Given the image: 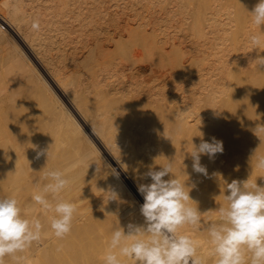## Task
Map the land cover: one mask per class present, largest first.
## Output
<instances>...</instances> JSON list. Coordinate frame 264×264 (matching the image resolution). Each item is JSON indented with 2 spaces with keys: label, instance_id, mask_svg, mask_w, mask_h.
<instances>
[{
  "label": "bare ground",
  "instance_id": "bare-ground-1",
  "mask_svg": "<svg viewBox=\"0 0 264 264\" xmlns=\"http://www.w3.org/2000/svg\"><path fill=\"white\" fill-rule=\"evenodd\" d=\"M22 1L24 0L12 1L13 4L8 5L12 6L9 10L0 9V20L25 48H18L16 43L15 46L10 43L15 51L10 47L0 48V121L4 124L0 127V179H3L0 197L14 196L19 199L20 205L30 209L27 218L35 216L41 220L44 235L39 243H34L26 250V256L20 264H50V257H55L60 252L65 259L63 264H71L72 258L86 259L99 249L97 264H104L103 256L114 229L120 225L127 233L129 223L143 224L140 223L144 220L140 215L141 204L126 180L144 202L138 185L151 183V178L145 174L150 168L160 170L169 160L173 164V175L186 184V191H190L189 195L193 200L189 201L190 206L197 207L201 213V229L185 226L180 232L193 238L198 246V255L205 259V264H214V257L210 255L209 237L204 229L207 225L218 222L219 208L227 207L224 200V194H227L226 183H231L232 180H249L250 183L264 186V170L255 167L257 157L264 156V66L255 62L257 58L264 57V35H261L262 43L258 49L253 48L249 39L250 35L264 31V25L261 29L257 27L249 13L258 0L179 2L183 7L182 12L188 14V19L191 17L190 20L184 17L189 21L187 28L191 33L187 44L176 37L177 41L169 36L159 39V31L155 33L156 30L149 31L146 28L149 22L144 20V7L148 0H29L25 4ZM120 2H129L132 6L131 13H123V16L117 17ZM210 8L215 11H210ZM209 12L217 15L211 13L210 16ZM36 20H41L39 24L45 27L46 32L38 30L36 33L32 28V23ZM22 21L31 24L27 34L18 25ZM39 33L52 37L57 33L61 34L59 45L74 43L77 39V43H82L81 47H86L87 54L79 52L81 55H77V47L73 45L72 50L67 53L68 61H64L67 56L61 60L64 61L68 74L66 71L61 72V69L59 71V65L57 68L55 65L56 70L53 67L51 71H44L42 62L45 59L42 58L43 55L40 58L39 51L34 46L39 45L34 44ZM72 33L74 37H69ZM0 34L5 35L1 28ZM46 36L44 37L47 38ZM51 39L46 40L51 44ZM56 45L58 46V42ZM111 46H115L114 50L116 46H120L118 50H123L121 56L127 60L131 58L130 52L136 49L139 55L144 52L142 56H148L147 60L162 58L160 62L163 64L165 61L166 66L156 69L152 66L153 61H149L148 82L151 85L145 88L141 85L135 94H129V89L115 87L109 80L112 77L109 75H113L111 70L115 62L112 64L111 61L114 59H103L102 63L106 68L93 67L98 56L100 59V55L108 47L111 50ZM73 47H76L75 51ZM109 52L111 55L112 52ZM121 56L119 55L120 59L118 56L116 58L121 60ZM32 57L47 78H51L57 85L69 105L54 90L56 87L53 89L48 83L50 79L46 80L44 72L32 62ZM137 57L136 59L140 58ZM45 58L48 60V57ZM132 62L130 61L131 64ZM158 62L159 60L156 64L160 65ZM144 66V63H138L139 68L136 69L142 71ZM37 83L41 85L38 87ZM21 84L26 90L23 93ZM29 93L34 100L33 107L28 98ZM22 98H25L24 101ZM25 101L30 103L27 104L32 108L30 111L29 108L26 109ZM46 112H50L53 118ZM49 120L56 121L48 124ZM50 124L54 129L48 134L47 130L50 129L47 127ZM58 127L64 132L63 137L75 132L77 136H69L71 139L75 137L74 143L77 144L73 146H77L84 157L87 154L94 155L106 169L107 175L108 172L111 175L108 182L111 184L110 190L108 187L109 191L98 197L96 209H92L96 205L90 206L83 196L77 194L78 190H84L88 185V180L69 169L71 164L68 161L72 153L69 152V155L66 151L69 156L67 160L68 157L61 149L64 146L60 147L63 140H59ZM213 137L223 142V152L216 154L213 159L201 155L200 163L208 173L205 176L193 171L190 152L193 144L198 146L202 140L211 142ZM65 143L69 150L67 142L61 144ZM41 150L45 151V155L37 159V151ZM85 159L86 157L81 160ZM67 164L70 166L67 167ZM56 169L65 172L71 179V185L62 193V197L65 199V194L70 192L72 203L76 206L72 230L63 239L56 238L50 230L48 218L54 213L43 212L32 201V194L47 183L43 178L44 173ZM169 178L171 174L164 177L166 180ZM120 190H124L130 198H125L128 202L125 200L126 202L121 203L122 200H117L119 203L115 204L109 194L113 195L112 192ZM22 197L23 200L20 199ZM122 264L133 262L122 258Z\"/></svg>",
  "mask_w": 264,
  "mask_h": 264
},
{
  "label": "clouds",
  "instance_id": "clouds-1",
  "mask_svg": "<svg viewBox=\"0 0 264 264\" xmlns=\"http://www.w3.org/2000/svg\"><path fill=\"white\" fill-rule=\"evenodd\" d=\"M252 22L261 29L264 25V0H258L251 12ZM32 28L39 30V21H33ZM260 34L250 35V43L258 49L262 43ZM256 64L264 66V57L256 59ZM193 144V143H192ZM35 147V146H33ZM48 152L46 153L48 158ZM223 152V142L212 138L193 144L190 152L193 171L208 175L206 167L200 163L201 155L213 159ZM45 155L37 151L36 158ZM255 167L264 170V156L256 159ZM171 178L164 179L165 176ZM151 183L138 185V191L144 197L140 207L144 223H129L127 233L120 225L114 229L105 250L104 264H122V258L133 264H205L198 255L197 244L180 229L191 226L202 228L201 213L192 207L185 183L173 175L172 161L160 167L149 169L145 174ZM45 183L32 194V201L47 213L51 232L63 239L72 230L76 206L63 199L62 193L71 185V179L61 170H49L44 173ZM224 200L227 207L219 208L218 222L206 226L210 255L214 264H264V186L250 183L249 180H232L226 183ZM44 235V225L37 217L26 218L17 198H0V264L5 257H12L20 264L19 255L34 243H39Z\"/></svg>",
  "mask_w": 264,
  "mask_h": 264
},
{
  "label": "rangeland",
  "instance_id": "rangeland-1",
  "mask_svg": "<svg viewBox=\"0 0 264 264\" xmlns=\"http://www.w3.org/2000/svg\"><path fill=\"white\" fill-rule=\"evenodd\" d=\"M12 1H14V0H12ZM11 0H0V9L1 10H6V8H7V10H9L12 6H8V5H12L13 4V2H12ZM157 1V2H156ZM159 1H161V2H159ZM171 3H170V2ZM173 1V2H172ZM24 4L25 3H29V0H24V1H22ZM152 2V3H151ZM151 2H150V0H148L147 1V5H145V9H144V15H145V18H144V20L146 21V23L147 22H149V23H151L152 24V26L148 23V25H147V29H149V31L150 30H152V31H155V33H157L158 31V37H159V39L161 38V39H166L168 36L171 38V39H173L174 41H177V40H184V41H186V42H184L185 44H187L188 43V41L190 42V37H191V33H190V29L189 28H187L188 27V22L189 21H187V20H190L191 19V17L188 19L186 16H188V14H186L185 12H182V8L183 7H181V4H182V2L183 3H185V0H151ZM179 2L181 3V4H179ZM122 2H120V6H118V15H117V17H119L120 15L121 16H123L124 14L123 13H125V14H128V13H131V8H132V6H130V3L129 2H127V3H125V4H121ZM157 3V4H156ZM4 4V5H3ZM150 4V5H149ZM179 4V5H178ZM169 5V6H168ZM8 6V7H7ZM177 6V7H176ZM180 6V7H179ZM10 7V8H9ZM147 7V8H146ZM152 7V8H151ZM168 7V8H167ZM170 7V8H169ZM166 8V9H165ZM175 8V9H174ZM111 9V8H110ZM153 9V10H152ZM181 9V10H180ZM165 10V11H164ZM167 10V11H166ZM176 10V11H175ZM178 10V11H177ZM210 11H212L213 10V12L215 11L213 8H210L209 9ZM160 11V12H159ZM173 11V12H172ZM146 12V13H145ZM154 12V13H153ZM169 12V13H168ZM151 13V14H150ZM156 13V14H155ZM163 13V14H162ZM167 13V14H166ZM171 13V15H169ZM172 13H173V15H172ZM210 13V12H209ZM212 13V12H211ZM210 13V16L213 14V15H217V14H214V13H212L211 14ZM123 14V15H122ZM162 14V15H161ZM166 14V15H165ZM179 16H178V15ZM186 14V15H185ZM183 15V16H182ZM148 16V17H147ZM158 16H159V18H158ZM174 16V17H173ZM146 17H147V19H146ZM153 17H155V18H153ZM168 17V18H167ZM178 17V18H177ZM187 19V20H185V18ZM189 17V16H188ZM173 18V19H172ZM175 18V19H174ZM180 18V19H179ZM163 21H162V20ZM177 19H178V21H180V22H178L177 21ZM182 19H184V20H182ZM159 20H161V22L159 21ZM166 22H165V21ZM169 20V21H168ZM183 22H182V21ZM41 21V20H40ZM40 21H39V23H40ZM153 21V22H152ZM156 21V22H155ZM171 21V22H170ZM176 21V22H175ZM156 24H155V23ZM178 22V23H177ZM169 23L172 25L173 23V25L171 26V25H169ZM176 23V24H175ZM25 24H27V22L26 21H22V22H19L18 23V25H20V27H21V30H23V32H27L28 33V31H29V29H31L30 27H31V24H27V25H25ZM160 24V25H159ZM165 24V25H164ZM178 24V25H177ZM182 24H183V26H182ZM30 25V26H29ZM39 25H41V24H39ZM158 25V26H157ZM168 25V26H167ZM162 28H160V27ZM167 26V27H166ZM177 26V27H176ZM29 27V28H28ZM186 27V28H185ZM0 28L2 29V31H4V33H5V35L3 34V35H1L0 34V48L1 49H7V47H10L11 48V44H12V46H15V45H17L18 46V48H22V49H24L25 50V48L22 46L23 45V43H21V41H19L18 40V38L9 30V28L5 25V23L4 22H2L1 20H0ZM41 28H43L42 30H41ZM151 28V29H150ZM178 28H180V29H178ZM171 29V30H170ZM183 29H184V31H183ZM185 29H186V31L187 32H185ZM27 30V31H26ZM45 30V27H42V26H40V29H39V31L40 32H42V31H44ZM174 30V31H173ZM182 30V31H181ZM37 31L38 30H36V33H37ZM47 30H45V32H46ZM62 31V30H61ZM60 31V32H61ZM173 31V32H172ZM59 32V33H60ZM169 34H168V33ZM183 32H185V33H183ZM26 33V34H27ZM63 33L65 34V32L63 31ZM163 33V34H162ZM171 33V34H170ZM40 34V36L42 35L43 37L41 38L38 34H35L37 37H36V39L37 40H35L34 38H35V35H34V38L32 37V39H34L35 41H37L36 43H34V44H39V45H34V46H36L35 47V50L38 52L39 51V54L38 55H40V58H41V56H42V58L44 57V59L46 60L47 58H45V57H48V60H43V62H42V68L44 69V71H46L47 69L49 70V71H51V70H53L54 68H55V65H56V68H57V66H58V70L60 71V69H61V72H67V74H68V71H67V68H66V65L63 63L64 61H68V56H67V53H69V51H71L72 50V46L73 45H75L76 47H73V49L74 48H76V50L77 51H75V49H74V51H75V53H77V55H81V53L82 52H86L84 55H86L87 54V50H86V47H81V45H82V43L81 44H79L80 42H78L77 43V39H75V41H76V43H75V41H74V43L73 42H69V44L67 43V42H65L66 44H67V46H66V44L65 43H63V44H65V45H63L62 43L59 45V41H60V38L62 37L61 36V34L59 35L58 33L57 34H55V36H51V35H49V36H46L45 35V33H39ZM58 37H57V36ZM70 36L69 37H71V35H72V37H74L73 36V33L72 34H69ZM163 35V36H162ZM172 35V36H171ZM175 35V36H174ZM184 35H186V36H184ZM190 35V36H189ZM44 36H46L47 38H45ZM66 36V35H65ZM188 36V37H187ZM8 37V38H7ZM51 37L53 38V39H55V40H53V39H51ZM166 37V38H165ZM175 37H176V39H175ZM185 37V38H184ZM187 37V38H186ZM41 38V39H40ZM46 40H52L51 42L53 43V45H52V43L50 44V42L48 43V41L46 40L45 42L44 41H42V40H44V39ZM57 39V40H56ZM59 39V40H58ZM66 39V38H65ZM74 39V38H73ZM189 39V40H188ZM33 40V41H34ZM39 40L40 41H42V42H39ZM12 41V42H11ZM34 41V42H35ZM57 42H58V46L56 45L57 44ZM61 42V41H60ZM11 43V44H10ZM16 43V44H15ZM18 43H19V45H18ZM71 43H73V44H71ZM15 44V45H14ZM47 44H49V45H47ZM42 45V46H41ZM45 45V46H44ZM51 45V46H50ZM62 45L64 46V47H62ZM83 46V45H82ZM43 47V48H42ZM56 47V48H55ZM60 47V48H59ZM78 47H80V48H78ZM112 47H113V50H112ZM114 47L115 46H111V50H109V47H108V49L106 50V52L104 51V53H103V55H102V57H101V55H100V59H99V56H98V60H97V63H100V64H97V63H94V65H93V67L95 66V69H97L98 67L100 68L101 67V69H103V68H106L105 66H104V64L102 63V61H103V59H109L108 61H111L112 59H114V60H112L111 61V63L112 64H114V62H115V64L113 65V68H112V74L113 75H109L110 77V81L112 82V84L115 86V87H118V88H122V87H124L126 90H128V92H129V94H131L132 92H134V94H135V92L138 90V88H140V86L142 85V86H144V88H145V86H147V85H151V84H149V82H150V80H149V78H148V70H150L149 69V64H150V62L149 61H153V64H152V66L154 67V68H156V69H161V68H164V66H166L165 65V61L163 62V64L161 63L162 62V58H159V59H157V60H159V62L158 63H160V65H158V64H156V62H157V60L156 61H154V60H147V58H149L148 56L146 57V55H144V57L142 56L143 54H144V52H142L143 54H138L139 52L138 51H136V49H133L132 50V52H130L132 55H134L135 53H137V54H135L133 57H132V55H131V58H128V60H127V58H122V56L121 55H123V54H121V52L123 53V50H118L119 48H120V46H116V50H114ZM119 47V48H118ZM48 48V49H47ZM54 48V49H53ZM65 48V49H64ZM85 48V50H83ZM12 50H14L15 51V49L14 48H11ZM41 49H43V51L41 50ZM46 49V50H45ZM51 49V50H50ZM55 49H57V50H55ZM62 49H64V50H62ZM27 50V49H26ZM49 50H50V52H49ZM59 50V51H58ZM79 50H82V51H79ZM135 50V53L133 52ZM17 51V50H16ZM19 51V50H18ZM62 51H63V53H62ZM109 51H111L112 53H113V55H112V53H111V55H110V52ZM169 52L171 51L170 49L168 50ZM79 52H81V53H79ZM46 53H48V54H46ZM118 53H119V55L121 56V60H119L120 59V57H119V55H118ZM62 54V55H61ZM65 54V55H64ZM106 54H107V56H108V54H109V56H110V58H108L107 56H106ZM115 54H116V56H118L119 57V59L118 58H116V56H115ZM47 55V56H46ZM106 57H105V56ZM51 56V57H50ZM60 56H61V58H60ZM67 56V58H65ZM103 56H104V58H103ZM112 56V57H111ZM115 56V57H114ZM140 56V58H138V57ZM144 58L143 60H142V57ZM136 57L139 59V61H138V59H136ZM145 57H146V59H145ZM51 58H52V60H51ZM58 58V59H57ZM65 58V60L64 61H61L62 59H64ZM71 58V57H70ZM106 59V60H107ZM111 59V60H110ZM124 59V60H123ZM126 59V60H125ZM129 59H131V60H129ZM140 59L143 61H140ZM151 59V58H150ZM69 60H71V59H69ZM132 60H133V62H134V64H133V62H132ZM135 60V61H134ZM137 60V61H136ZM160 60H161V62H160ZM163 60H165V58L163 57ZM56 63H55V62ZM107 61V62H108ZM130 61L132 62V64L130 63ZM149 63H148V62ZM32 62L36 65V67L38 68V69H40L41 71L43 70V69H41V67L37 64V62L35 61V59L32 57ZM46 62H48V64H45ZM49 62H50V64H49ZM122 63V65L120 64V63ZM135 62H138V63H144V65L146 66V68H145V66H144V70L142 69V71L140 70H138V69H136V67L137 68H139L138 67V63H135ZM145 62H146V64H145ZM102 63V64H101ZM105 63V62H104ZM118 63V64H117ZM126 63V64H125ZM155 63V64H154ZM52 64H54L52 67H50ZM62 66H61V65ZM93 64V63H92ZM96 64V65H95ZM117 64V65H116ZM50 65V66H49ZM65 65V69H63L62 67ZM98 65V66H97ZM124 65V66H123ZM129 65V66H128ZM154 65H156V66H154ZM45 68H44V67ZM47 66H49L48 68H47ZM104 66V67H103ZM117 66V67H116ZM54 67V68H53ZM120 69H119V68ZM56 68L54 69V70H56ZM148 68V69H147ZM46 69V70H45ZM127 69V70H126ZM147 69V70H146ZM57 70V71H58ZM63 70V71H62ZM124 70H125V72H124ZM136 70V71H135ZM44 71H42V73L44 72ZM48 71V72H49ZM123 71V72H122ZM144 71V72H143ZM65 72V73H66ZM118 72V73H117ZM143 72V73H142ZM146 72V73H145ZM121 74H123V75H121ZM142 74V75H141ZM145 74V75H144ZM43 75L46 77V80H49L48 81V83H50L51 84V86H52V88L54 89V87H56V89H54L56 92H57V94L60 96V98L62 97V95L60 94V91L58 90V88H57V85L55 86V84L53 83V81H51V78H47V75H45V72L43 73ZM144 75V76H143ZM115 77H116V79H115ZM125 77V78H124ZM134 80V81H133ZM148 80H149V82H148ZM51 81V82H50ZM143 82V84H142V82ZM120 82V83H119ZM133 82H134V84H133ZM53 83V84H52ZM141 83V84H140ZM119 84V85H118ZM126 84V85H125ZM135 84H136V86H135ZM37 85H38V87L41 85L40 83H37ZM141 86V87H142ZM21 92L23 93V92H25L26 90H25V87H24V85L23 84H21ZM137 87V88H136ZM132 89V90H131ZM133 94V93H132ZM30 93H29V96H28V98L30 99V103L32 104V107L33 106H35V104H34V100H33V98H32V96H31V98H30ZM28 98H26V101H27V99ZM63 98V99H62ZM61 99L64 101V103H66L67 105H69V103H67V101H66V99L64 98V97H62ZM25 99V98H24ZM24 99L22 98V101H24ZM29 99H28V102H29ZM24 102L25 103V106H26V109H28L29 108V106H27V104H30V103H28V102ZM33 102V103H32ZM23 109H24V107H23ZM22 109V110H23ZM32 109V108H31ZM30 108L28 109L29 111L31 110ZM25 110V109H24ZM28 110H26V111H28ZM35 111V110H34ZM47 113V112H46ZM48 114V113H47ZM74 114H75V112H74ZM11 114H10V112H9V114H8V116H10ZM49 116L51 115V117H52V114L49 112V114H48ZM77 116V115H76ZM50 117V118H51ZM53 118V117H52ZM51 118V119H52ZM78 118H79V116H78ZM53 120V119H52ZM52 120H49V122H48V124L52 121ZM54 121H56V120H54ZM54 121H52L53 123H55ZM0 122H2V123H0V127H3V121L1 120ZM51 122V123H52ZM50 127H47L48 129H50V130H47V132H48V134H50L51 132V129L53 128H51V126H53L52 124H50L49 125ZM57 125H55V127H56ZM57 128V127H56ZM54 129V128H53ZM58 129H59V131H60V128L58 127ZM1 130V129H0ZM56 130L57 129H55L54 131L56 132ZM53 131V132H54ZM58 131V132H59ZM50 132V133H49ZM62 133H64V132H62V131H60V135L57 133V135H59V140L61 139V140H63V141H61L60 142V147H63L64 146V149L63 148H61L63 151H64V154H65V156H67L68 155V153L70 152V153H72L73 154V152H74V158H72L73 156H72V154H71V156H70V159L72 158V160H70L69 159V156H67L68 158H67V160L69 159V161H68V163H70L71 164V166H70V164L67 166V167H69L70 166V170L71 171H74V172H77L78 173V175H82L83 177H85L87 180H88V185L86 184V188L84 187V190H83V188H81L80 190H78L77 191V194L79 195V196H83V198L86 200V203L87 204H89L90 206H91V204H94V206L96 205V203L99 201L98 200V197H102V195H105L109 190H110V183H108L109 182V180L111 179L110 177H111V175H110V173L108 172V175H107V171H106V169L105 168H103L104 166H102L101 165V162L99 161V160H97L95 157H93V156H91V154H87L85 157H86V159L85 160H81L82 158L84 159L85 157H84V155H82L83 153H82V151L80 152V150L77 148V146H73V145H76L77 143H74V139H75V137H74V139H71V138H69V136H72V135H74L75 134V132H74V134H73V132H72V134L70 135H68V134H65L64 136L65 137H63V134ZM54 135H55V133H53ZM66 135H67V137H66ZM76 136H77V134H75ZM74 135V136H75ZM65 138H67V139H65ZM77 138V137H76ZM58 139V138H57ZM72 140H73V142H72ZM63 142H67V146L69 147V150L67 149V147L65 146L66 145V143L65 144H61V143H63ZM71 144V146H70V144ZM63 145V146H62ZM73 146V147H72ZM65 147H66V149H65ZM72 147V148H71ZM74 147H76V148H74ZM76 149H78V151L76 152ZM73 150V152H71ZM75 150V151H74ZM66 151H68V153L66 152ZM58 152V151H57ZM70 153H69V155H70ZM54 154H56V153H54ZM83 156V157H81V156ZM90 155V156H89ZM79 157H81V159L79 158ZM79 158V159H78ZM90 158V159H89ZM95 158V159H94ZM75 159V160H74ZM87 159H88V161H87ZM79 160H81V161H79ZM91 160H92V163H90L91 162ZM93 162H94V164H93ZM96 162H98V164L96 163ZM97 164V165H96ZM96 165V166H95ZM92 166V167H91ZM90 168V169H89ZM96 168V169H95ZM98 168H99V170H98ZM55 169V168H54ZM68 169V168H67ZM68 169V170H69ZM73 169V170H72ZM95 171H94V170ZM56 170H58V169H56ZM97 171H98V173H97ZM94 172V173H93ZM101 174V175H100ZM103 174V175H102ZM106 175V176H105ZM110 175V176H109ZM100 176H101V178H100ZM102 176H103V178H102ZM88 177V178H87ZM92 178V179H91ZM100 178V179H99ZM105 178H107V179H105ZM95 179L98 181H96L95 182ZM105 180V182L108 184H106L105 182H104V180ZM93 180H94V182H93ZM101 180H103L102 182H101ZM2 181H3V179H0V192L2 191V188H3V185H2ZM125 181V180H124ZM48 182V181H47ZM92 183H93V185H92ZM101 183V184H100ZM105 183V188H104V186H103V184ZM126 183L128 184V186H129V188H130V190L132 191V193L134 194V196L136 197V199L138 200V202H140V204L142 205L144 202H143V199H141L140 198V196L139 195H137V193L135 192V190L134 189H132V187H131V185L129 184V182L126 180ZM97 184H98V188H96L97 187ZM110 184V185H109ZM100 185V186H99ZM102 187V188H101ZM108 187H109V190H108ZM104 189V190H103ZM90 190V191H89ZM108 190V191H107ZM80 191V192H79ZM121 191V192H120ZM120 191H118V192H112L113 193V195H111V194H109V196H110V198L111 199H113L114 200V203L116 204V203H119V201L120 200H122L121 201V203L123 202H128V200H126L125 198H130V196H128L129 194H127V193H125V191L124 190H120ZM124 191V192H123ZM85 192H87V193H85ZM81 195H80V194ZM85 193V194H84ZM104 193V194H103ZM119 193H121L119 196H117ZM90 194V195H89ZM115 194V195H114ZM122 194H124V195H122ZM125 194H127V195H125ZM113 196V197H112ZM114 196H116V197H114ZM127 196V197H126ZM71 197H72V195L70 194V192L69 193H67V195L65 194V199L64 200H66L67 202H70V203H72V199H71ZM117 197H120L119 199L117 198ZM1 198V197H0ZM67 198V199H66ZM115 198H116V201H115ZM20 199H24L23 197L22 198H20ZM108 200V199H107ZM117 200H119V201H117ZM126 200V201H125ZM131 199H129V201H130ZM18 201H19V199H18ZM92 201V202H91ZM19 203L21 204V201H19ZM113 203V202H112ZM93 206V207H94ZM20 207H21V209H22V213L26 216L27 215V213L29 212V210L30 209H27V208H25L24 206H22V205H20ZM97 208V205H96V207H94V208H92V209H96ZM80 210H82V211H86L85 209H80ZM141 215V214H140ZM142 216V215H141ZM139 217V216H138ZM27 218V217H26ZM141 218H144L143 216L141 217ZM141 218H140V221H141ZM143 220V219H142ZM140 223H144V220L142 221V222H140ZM100 252V249L99 250H97L96 252H93L94 254H90V256H88L86 259H78V260H73V258H72V260H70L72 263L71 264H97L98 263V260H99V258H100V256H99V253ZM22 258L24 257V256H26V251L24 252V253H21V254H19ZM63 263H65V259H64V256H63V253H59L57 256H55V257H50V264H63ZM4 264H17V262L12 258V257H5L4 258Z\"/></svg>",
  "mask_w": 264,
  "mask_h": 264
}]
</instances>
